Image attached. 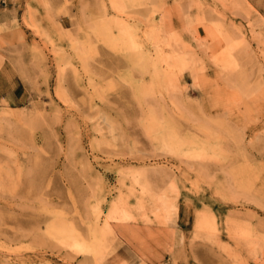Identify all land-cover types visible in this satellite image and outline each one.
<instances>
[{
	"label": "rangeland",
	"instance_id": "rangeland-1",
	"mask_svg": "<svg viewBox=\"0 0 264 264\" xmlns=\"http://www.w3.org/2000/svg\"><path fill=\"white\" fill-rule=\"evenodd\" d=\"M11 1L0 264H264V0Z\"/></svg>",
	"mask_w": 264,
	"mask_h": 264
},
{
	"label": "crops",
	"instance_id": "crops-1",
	"mask_svg": "<svg viewBox=\"0 0 264 264\" xmlns=\"http://www.w3.org/2000/svg\"><path fill=\"white\" fill-rule=\"evenodd\" d=\"M16 11L11 0H0V26L8 23ZM23 82L6 62L0 63V102L16 103L23 99Z\"/></svg>",
	"mask_w": 264,
	"mask_h": 264
},
{
	"label": "bare ground",
	"instance_id": "bare-ground-1",
	"mask_svg": "<svg viewBox=\"0 0 264 264\" xmlns=\"http://www.w3.org/2000/svg\"><path fill=\"white\" fill-rule=\"evenodd\" d=\"M152 64H153V63H152ZM151 66H152V65H151ZM155 66H156V65H155ZM153 67H154V66H153ZM155 68H156V67H155ZM146 185H148V184H146ZM148 186H149V185H148ZM147 188H149V187H146V189H147ZM147 190H148V189H147ZM149 190H150V189H149ZM149 190H148V193H149ZM152 190H153V189H152ZM153 191H155V190H153ZM150 192H151V191H150ZM153 193H154V192H151L150 194L153 195ZM155 193H156V191H155ZM158 193H160V192H158ZM158 193L155 194V195H156V199L158 198V197H157V195H159ZM162 194H163V195H162V196L160 195L159 198H158V199H161V201H160L161 203H160V204H161V205H162V204L164 205V204H167V203L169 204V203H170V202H169V199H170L169 196H167L166 194H164V192H162ZM151 195H150V196H151ZM160 197H161V198H160ZM157 202H158V201H157ZM157 205H158V204H157ZM172 205H173V204H172ZM161 207H163V206H161ZM164 207H166V206H164ZM170 207H171V208L173 207L172 210L175 209L174 206H170ZM159 209H160V208H159ZM161 209H162V208H161ZM166 209H167V208H166ZM166 209L164 208L163 210H166ZM163 210H162V212H163ZM159 211H160V210H159ZM160 212H161V211H160ZM164 212H165V211H164ZM168 219H169V218H168ZM169 220H170V219H169ZM170 222H171V220L169 221V223H170Z\"/></svg>",
	"mask_w": 264,
	"mask_h": 264
}]
</instances>
